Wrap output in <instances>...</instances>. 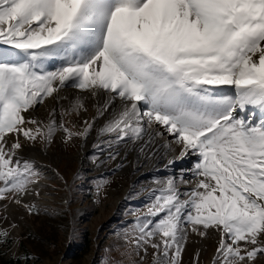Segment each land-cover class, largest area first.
<instances>
[{"label":"snow or ice","instance_id":"obj_1","mask_svg":"<svg viewBox=\"0 0 264 264\" xmlns=\"http://www.w3.org/2000/svg\"><path fill=\"white\" fill-rule=\"evenodd\" d=\"M4 45L19 54L0 52V208L39 214L26 197H40L43 173L26 147L58 128L85 142L96 130L91 162L119 160L114 172L130 152L137 165L168 157L165 168L195 157L154 178L146 211L118 234L130 264L149 250L152 264H183L189 231L219 234L212 264L264 258V0H0ZM89 97L97 113L75 133L55 109L46 124L33 115L52 98L79 116ZM10 242L0 228V245Z\"/></svg>","mask_w":264,"mask_h":264},{"label":"rangeland","instance_id":"obj_2","mask_svg":"<svg viewBox=\"0 0 264 264\" xmlns=\"http://www.w3.org/2000/svg\"><path fill=\"white\" fill-rule=\"evenodd\" d=\"M4 46L9 49V54L19 53L11 46ZM55 106V100L49 105L46 99L37 107L40 112L37 119L48 123ZM61 113L65 127L73 133L82 130L84 121L80 116L69 115L64 108ZM58 134L56 131L50 144L40 140L35 144L43 152H52L51 157L41 156V165L35 162L43 173L39 188L41 195L30 202L40 204L39 214L29 215L23 207L15 204H10L7 211L0 208V217H6L0 219V228H8L11 233V242L0 245V264L18 261L23 264L25 256L31 258L28 264H108L109 260L130 264V258L120 254L125 250V244L118 234H122L136 215L146 211L153 187L145 184L130 187L126 197H121V204L116 206V200L130 186V176L121 174V169L113 171L117 161H107L104 165L110 168L105 172L98 170L90 159L97 151L93 145L98 141L91 143L83 159L77 161L74 155L84 140L78 137L66 140L64 132ZM90 165L94 167L87 169ZM157 177L152 175L149 180ZM104 178L108 184L97 196L95 185L103 183ZM66 200L71 202L70 206L64 203ZM131 206L134 208L129 209ZM130 216L133 218L127 219ZM218 240L219 234L215 231L203 238L189 231L183 264H194L198 252L195 245H200L199 264H212ZM152 259V250H149L143 264H152ZM258 264H264V258L258 257Z\"/></svg>","mask_w":264,"mask_h":264},{"label":"bare ground","instance_id":"obj_3","mask_svg":"<svg viewBox=\"0 0 264 264\" xmlns=\"http://www.w3.org/2000/svg\"><path fill=\"white\" fill-rule=\"evenodd\" d=\"M9 49L6 48V46H0V52L5 53L4 58L5 59H9L12 58V54H9L8 51ZM17 55L19 53H16ZM59 61L58 60H52L46 63V67L50 68H55L57 66H59ZM73 94L76 95H85L86 93H81L78 92L77 90L74 89H68L65 92H63L61 95L62 96H71ZM55 100L56 101V106H55V110L58 113V115L55 116V119L58 122H62L63 123V116L61 113V109H68L70 107V100L68 99H61V100H56V99H52V98H47V103L49 105H51V102ZM86 103V107H87V111L83 112L81 115H79L81 117V119L83 121L85 120H91L92 117H94L97 113V108H96V104L97 101L94 100L93 98L89 97L87 98V100L85 101ZM47 105V104H46ZM33 115L37 118L40 117V112L38 109H36V111L33 113ZM52 115L50 117V120L52 119ZM103 123V120L101 119L100 121L97 122V128H99V126H101ZM57 132L59 133L58 135L62 134L64 131L62 129H57ZM63 135V134H62ZM163 139L167 140L169 139L168 137H164ZM97 141V134H96V130H93V132L91 133V135L89 136V138L87 139V141L83 142L81 149L77 152L76 155H74V158L77 161H81L84 157V155L89 151L91 143ZM45 154L48 156H52V152L49 150L46 151H42L41 149L37 148V147H26L23 150L22 155L25 158H29L32 161H35L36 163H38L39 165H41V156ZM167 159L168 157H165L164 160H159L158 158L155 160H151L148 162H144L143 157H141V162L139 163V165H137L136 162V153L135 152H130L127 156V160L124 162V166L121 168V174H128L130 176V181H129V188H125V190L123 191L122 195L116 200L115 205L118 206L121 204V197H126V193L127 191L131 188H135L136 186H141L142 184H145V186L148 187H153L155 188L156 185L153 183V181L149 180V177L154 175V176H158L157 178L163 179L168 177L169 175L173 174V173H177L179 171H174V168H186V169H190L193 165V162L195 160V157H188L187 159H184L183 161H178L174 164L173 167L171 168H165L164 165L167 164ZM119 162V160L117 161ZM94 167V165H90L87 167V169H92ZM180 167V168H179ZM109 167L103 165V166H98V170L99 171H103L105 172V170H108ZM110 171V170H109ZM41 183V182H40ZM34 197H26V200L28 202H30L31 200H33ZM40 205V204H37ZM134 207L131 206L129 207V209H133ZM79 211L81 210L78 209ZM133 218V216L128 217L127 219H131ZM201 242V241H200ZM202 242L203 239H202ZM203 245V244H202ZM200 245H195L194 249L198 252H200ZM209 262V261H207Z\"/></svg>","mask_w":264,"mask_h":264},{"label":"trees","instance_id":"obj_4","mask_svg":"<svg viewBox=\"0 0 264 264\" xmlns=\"http://www.w3.org/2000/svg\"><path fill=\"white\" fill-rule=\"evenodd\" d=\"M15 263H17V262H8V263H6V264H15Z\"/></svg>","mask_w":264,"mask_h":264}]
</instances>
